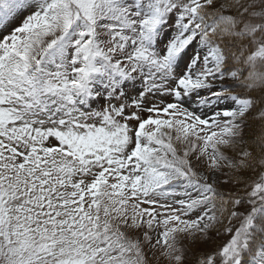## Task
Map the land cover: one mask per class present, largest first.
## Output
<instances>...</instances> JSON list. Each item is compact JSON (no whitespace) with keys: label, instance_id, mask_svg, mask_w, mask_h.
Segmentation results:
<instances>
[{"label":"snow or ice","instance_id":"6c2138e0","mask_svg":"<svg viewBox=\"0 0 264 264\" xmlns=\"http://www.w3.org/2000/svg\"><path fill=\"white\" fill-rule=\"evenodd\" d=\"M162 260L264 264V0H0V264Z\"/></svg>","mask_w":264,"mask_h":264},{"label":"rangeland","instance_id":"374dc122","mask_svg":"<svg viewBox=\"0 0 264 264\" xmlns=\"http://www.w3.org/2000/svg\"><path fill=\"white\" fill-rule=\"evenodd\" d=\"M13 23H15V22H13ZM9 27H11V25H9ZM6 31H7V29H6ZM250 131H251V129H246V133L250 132ZM245 138L248 139L249 136L246 135ZM243 175H249V173H243ZM193 195H195V193H193ZM226 239H227V237H221V241L226 240ZM161 264H168V261L162 260Z\"/></svg>","mask_w":264,"mask_h":264}]
</instances>
